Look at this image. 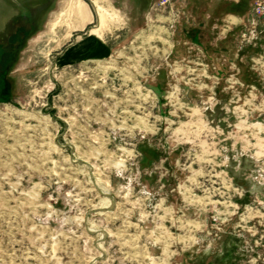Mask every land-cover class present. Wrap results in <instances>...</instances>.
Masks as SVG:
<instances>
[{
    "label": "rangeland",
    "instance_id": "1",
    "mask_svg": "<svg viewBox=\"0 0 264 264\" xmlns=\"http://www.w3.org/2000/svg\"><path fill=\"white\" fill-rule=\"evenodd\" d=\"M55 1L0 64V264H264L261 23L244 44L198 0H82L87 26Z\"/></svg>",
    "mask_w": 264,
    "mask_h": 264
},
{
    "label": "crops",
    "instance_id": "2",
    "mask_svg": "<svg viewBox=\"0 0 264 264\" xmlns=\"http://www.w3.org/2000/svg\"><path fill=\"white\" fill-rule=\"evenodd\" d=\"M67 1L65 0L64 4ZM55 2V0H0V64L8 63L5 60L9 55L7 49L14 47L22 50V48L29 45L35 46L45 37V34H52V28L50 29L49 27L52 21L51 18L56 12ZM198 2L205 6V9L200 6L202 8L200 13L205 18L212 19L211 28L218 40L226 39L229 34L239 36L247 33L254 0H198ZM83 3L87 11L84 5L79 3L76 6V16L80 23H85L88 12L89 20L85 24L87 26L94 22L97 12L95 9L93 15L87 3ZM91 5L95 8L93 3ZM81 9L83 16H80L78 11ZM96 21H98V16ZM88 37L91 38V36ZM94 37L97 41V36ZM6 50L7 52H5ZM99 235L101 237V234ZM103 243L105 242H100V245H103ZM95 246L100 249L99 244ZM97 259L99 260L95 264H104L109 260V255L104 250H100ZM110 261L112 264L115 262L114 259ZM127 263L129 264L128 261Z\"/></svg>",
    "mask_w": 264,
    "mask_h": 264
},
{
    "label": "built area",
    "instance_id": "3",
    "mask_svg": "<svg viewBox=\"0 0 264 264\" xmlns=\"http://www.w3.org/2000/svg\"><path fill=\"white\" fill-rule=\"evenodd\" d=\"M188 0H157L156 10L167 13L169 16H184V8ZM257 22L264 27V0H254L251 8V19L249 21L248 32L241 34V43H251L258 34Z\"/></svg>",
    "mask_w": 264,
    "mask_h": 264
},
{
    "label": "bare ground",
    "instance_id": "4",
    "mask_svg": "<svg viewBox=\"0 0 264 264\" xmlns=\"http://www.w3.org/2000/svg\"><path fill=\"white\" fill-rule=\"evenodd\" d=\"M79 8V7H78ZM79 11V14H80V16H83V13H81V12H83L82 11V9L81 10H78ZM81 25H83L84 24V22L83 23H80ZM80 25V26H81ZM93 34V33H92ZM98 37V36H97ZM168 42V41H167ZM163 43H164V45H166V44H168V43H166L165 41H163ZM85 46L87 47V48H89V50H92L93 48H96V46H98V42L96 41V39H95V37L94 36H91V38L89 37V40L87 41V43L85 44ZM79 46H76V48H78ZM167 47H170V45H168ZM253 127H255V126H253ZM257 128H258V132L259 133H261L263 136H264V127L262 126V125H258V126H256ZM100 190V189H99ZM100 192H101V190H100ZM101 194H105V193H101ZM107 201V200H106ZM107 203V205L106 206H104V207H102L103 209H106L109 205H108V203H109V201L108 202H106ZM101 208V207H100ZM256 215V214H255ZM249 217H244V219H248ZM99 244V243H98Z\"/></svg>",
    "mask_w": 264,
    "mask_h": 264
},
{
    "label": "flooded vegetation",
    "instance_id": "5",
    "mask_svg": "<svg viewBox=\"0 0 264 264\" xmlns=\"http://www.w3.org/2000/svg\"><path fill=\"white\" fill-rule=\"evenodd\" d=\"M11 50H12V55H11L10 58L8 59V63H9V64H12V63L15 62V60H16V55H17V53H18V51H19L18 48H14V47H13ZM5 70L8 71V67H6Z\"/></svg>",
    "mask_w": 264,
    "mask_h": 264
},
{
    "label": "trees",
    "instance_id": "6",
    "mask_svg": "<svg viewBox=\"0 0 264 264\" xmlns=\"http://www.w3.org/2000/svg\"><path fill=\"white\" fill-rule=\"evenodd\" d=\"M188 1H189V0H188ZM188 1H187V3H188ZM198 5H199V7L202 6L200 3H198ZM202 7L205 9L204 6H202ZM200 9H202V8H199V9L197 10V12H198V11L200 12ZM201 14H202V13H201ZM210 19H211V18H210ZM211 22H212V19H211V21H208V23H207V24H208V27L211 26ZM200 23H201V24H205V23H204V20H201V22H199V25H200ZM195 29H196V28H195ZM228 39H230V37H228Z\"/></svg>",
    "mask_w": 264,
    "mask_h": 264
},
{
    "label": "water",
    "instance_id": "7",
    "mask_svg": "<svg viewBox=\"0 0 264 264\" xmlns=\"http://www.w3.org/2000/svg\"><path fill=\"white\" fill-rule=\"evenodd\" d=\"M109 199H111V198H109ZM108 210H110V209H108Z\"/></svg>",
    "mask_w": 264,
    "mask_h": 264
}]
</instances>
